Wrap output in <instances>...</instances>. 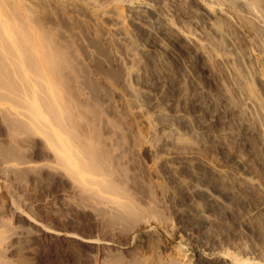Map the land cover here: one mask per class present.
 I'll list each match as a JSON object with an SVG mask.
<instances>
[{"label": "bare ground", "instance_id": "bare-ground-1", "mask_svg": "<svg viewBox=\"0 0 264 264\" xmlns=\"http://www.w3.org/2000/svg\"><path fill=\"white\" fill-rule=\"evenodd\" d=\"M7 1L0 0V123L5 128L0 133V175H5V179L0 180L20 181L21 188L24 182L21 178L31 173L47 171L67 175L74 182V194L82 202L99 208H95L99 222L109 223L105 219L109 217L112 223L125 226L127 230L131 242L126 247L107 241L108 238L98 242L83 241L95 244L102 254L114 252L117 257L132 256L128 262L116 257L110 264H187L186 254L172 258V254H162H166L165 250L161 252L164 245L158 246L168 229L159 223L160 215L154 209L158 204L153 207L156 200L151 197L149 188L143 185L145 195H140L139 173H136L138 160L152 152L146 151L142 140L125 128L127 118L117 116V110L109 106L106 99L112 97V89L116 95L118 91L125 93L129 97L130 113L133 111L139 117L144 114L140 104L146 106L147 100L161 120L153 130L157 144L178 145L187 138L182 134L184 130L202 141L204 138L210 145L219 140L227 143L224 134H214L202 122L191 121L168 99L163 103L165 92L154 95L146 83L145 73L149 67L145 60L165 72L167 78L171 77L167 64L169 55L173 56L171 38H180L202 59H211L220 66L216 69L221 70L217 80L223 90L221 100L230 103L228 90L232 88L240 101L238 105L234 101L236 105H232L231 114L243 135L238 136V128V132L231 129L227 134L233 140L240 135L244 139L256 137L264 152V106L252 86L256 82L264 95V0H80L98 11L108 6L112 8L102 12L110 22L109 34H101L98 28L91 26L87 14L74 8L63 7L50 14L45 4L38 13L35 9L23 11L10 6ZM140 30L149 39L145 43L133 38ZM113 44L117 47L115 52H121L129 67L116 70L109 64L114 63L110 58L115 57V52L112 50L110 54L109 51ZM89 48L92 53L88 52ZM89 71L99 76L101 85ZM183 81L192 86V95L200 94L199 81L192 74L186 73ZM106 85L111 92L105 90ZM187 98L181 100L186 102ZM162 104L170 109L161 107ZM215 118L229 120L222 114ZM38 161L41 166L32 165ZM144 166L152 181L157 172L152 166ZM1 188L0 215L7 210L19 215L18 206ZM142 201L150 208H141ZM10 234L0 229V264H7L4 257L14 238V233ZM56 235L80 240L72 234ZM217 237L220 241L226 240ZM248 243L232 244L226 240L218 247L198 251L196 260L264 264V248ZM139 248L143 250L142 257Z\"/></svg>", "mask_w": 264, "mask_h": 264}, {"label": "rangeland", "instance_id": "rangeland-1", "mask_svg": "<svg viewBox=\"0 0 264 264\" xmlns=\"http://www.w3.org/2000/svg\"><path fill=\"white\" fill-rule=\"evenodd\" d=\"M5 3L10 4V6L13 5V7L17 6L23 11H26V8L35 9L38 10V13L41 12L40 7H44L46 4L49 12L51 11L50 14L59 10V8L64 7L66 9L68 7L66 10H69V7L70 9L74 8L77 12L79 10L80 13L83 11L84 14H87L91 20L89 21L91 26L98 28L101 34H109L110 32L108 30L110 22L102 14V12L111 10L110 6L98 11L83 2L81 3L80 0H8ZM192 9L198 12L196 8L193 7ZM120 10L124 9L120 8ZM121 12L125 16L126 13ZM142 34L144 35L142 36ZM133 36H135L133 37L135 40L137 39L143 43L149 40L141 30L135 32ZM171 43L174 44L171 45L173 56L169 55L167 61L168 66H170L168 71L172 74L171 77L167 78L165 72L156 68L155 64L152 65L153 63L150 64L145 60L148 64L147 67H149L147 68L149 71L146 70L145 73L147 74L145 80L148 82H145L152 93L155 92L154 95H161L165 92L162 95V98L164 97L163 103H166V99H168L172 106L176 107V110L185 113L191 121L202 122L214 134H224L227 137V143L219 140V142L210 145L204 138L205 142L201 140V137H199L201 139H198L197 135L194 136L192 132L190 134V131L184 130L182 134L187 138L181 141L178 144L179 146L177 144H157L155 143L157 140L153 130L161 120L153 113L154 108L149 106L147 100L144 102L147 103L146 106L140 104L147 116L143 114V117H139L133 111L130 113L129 97L125 93L117 90V96L114 89L111 92L110 88L108 89L109 85H106L105 90H109L113 94L112 97H105L107 98L106 103L108 102L109 106H113L117 110V116L119 115L124 120L127 118L125 128L142 140L141 142L146 151L153 153L146 154V156L139 159L140 161L138 160L139 169L137 168L136 173H139L137 184L138 187L140 186L141 194L134 191L136 196H139V194L143 196L145 195L144 187L149 188L151 197L156 200V204H152L153 207L158 204L154 209H157L156 213L161 216H159V223L168 229L162 237L163 239L161 238L163 242L161 240L158 242V246L161 245L162 247L164 245L161 252L165 250L166 254L164 252L162 254L169 256L172 254V258L180 256L181 253H183L181 256L186 254L187 264H221L220 262L197 261L195 254L210 247H218L220 242L226 240L232 244L247 241L250 245L254 244L253 246L264 248V152L260 149V143H257L256 137L244 139L243 136L241 138L243 131L241 130V133L240 128L234 122L236 118L232 117L231 114L232 105L235 106L240 103L236 98L237 96L233 94L235 91L232 88L228 90L233 99H231L232 103L231 101L230 103H224L223 99L221 100L223 90H221L217 81L221 76L219 72L221 70H217L220 66L218 65V67L215 61V64H213L214 62L211 59H202L194 50L186 46L180 38L173 36ZM110 49L111 54V51L115 52L117 47L113 44ZM88 52L92 53V49L89 48ZM120 53L115 52L117 56L115 54L114 56L116 58H110L113 59L115 64H112L111 60H109L111 63L108 61L116 70L129 67ZM188 72L196 78V81H199L202 89L200 94L197 93L199 96L197 94L192 95V86L183 81V76ZM89 73H91V76L94 75L95 82H98L99 85L102 84L99 76L94 74L95 72L89 71ZM130 81L137 89L142 90L140 86L136 85L135 81ZM252 81L254 82V80ZM157 84L160 86H157ZM252 86L264 106V95H262L261 88L256 82ZM182 97H188V102L181 100ZM212 97L215 99H211ZM234 101L237 103L235 104ZM162 106L170 109L166 105L162 104ZM221 114L229 117V120L224 121L215 118ZM231 129L234 131L236 129L238 136L241 133L240 138L233 140L234 138L232 139L227 134ZM4 131L5 128L0 123V133ZM192 144H197L198 147ZM146 164L148 167H154L155 173L157 172L155 178L152 179L154 182L148 179L146 175V167L144 166ZM32 165L41 166V162L38 161ZM2 176L0 179H5V175ZM21 180L24 181L21 188L20 181L9 179V182L5 183V180H0V188L5 187L4 189L1 188L6 193L5 196H10L19 208V215H13L10 210L0 215V229L7 235L14 233V238L10 240L7 254L4 257L5 263L110 264L111 259L117 257L114 252L102 254L96 249L95 244L83 241L98 242L108 238L107 241L115 242L124 247L131 242L126 235L125 226L112 223L109 217L105 219L109 220L111 224L101 223L97 220L98 210L95 208L98 207L94 205L91 207L89 203L82 202L74 194V182L67 175L58 176L43 171L40 174L36 172V175L31 173L26 178H21ZM3 184H6V186ZM147 195L145 199L148 201ZM142 202L139 203L141 208H146V210L150 208L146 202ZM10 212L12 213L10 214ZM57 233L72 234L82 241L64 239V237L56 235ZM217 235L220 239L226 240L220 241ZM237 240H241L240 243ZM141 250L142 248L138 250L140 255L134 252L137 254L136 256L142 257L143 250ZM116 259L127 260L126 262H128L132 259V256L122 254L118 255Z\"/></svg>", "mask_w": 264, "mask_h": 264}]
</instances>
